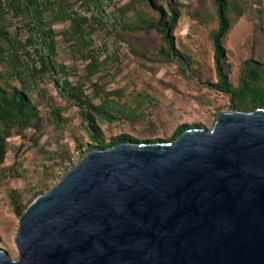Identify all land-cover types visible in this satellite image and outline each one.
<instances>
[{
  "label": "water",
  "instance_id": "obj_1",
  "mask_svg": "<svg viewBox=\"0 0 264 264\" xmlns=\"http://www.w3.org/2000/svg\"><path fill=\"white\" fill-rule=\"evenodd\" d=\"M0 264H264V107L88 151L22 212Z\"/></svg>",
  "mask_w": 264,
  "mask_h": 264
},
{
  "label": "rangeland",
  "instance_id": "obj_2",
  "mask_svg": "<svg viewBox=\"0 0 264 264\" xmlns=\"http://www.w3.org/2000/svg\"><path fill=\"white\" fill-rule=\"evenodd\" d=\"M80 1L86 19L83 30L92 40L84 53L62 37V31L71 26L69 20L55 21L52 27L57 32L55 60L65 68L61 77H67L70 93L83 105L63 99L48 73L35 78L24 76L31 115L3 133L0 248L10 258L17 256L13 239L21 215L14 204L27 207L96 143L89 136L82 113L90 104L110 100V111L104 117L95 116L103 143L122 134L140 141L166 142L181 124L210 129L219 112L232 109L233 97L210 86L216 81L213 0H157L167 12L171 8L178 11L171 29L177 55L169 59L163 55L168 48L162 34L151 27L158 14L144 0H108L104 14ZM227 2L224 69L236 93L244 60H257L264 72V0ZM93 12L97 13L95 21ZM6 24L21 39L27 35L20 18L8 16ZM26 50L35 56L31 46ZM89 50L98 53L97 62L91 66L85 57ZM20 54L26 56L23 50ZM0 75L8 82H2L3 88H22L23 82L7 64H0ZM261 84L264 86V73Z\"/></svg>",
  "mask_w": 264,
  "mask_h": 264
},
{
  "label": "trees",
  "instance_id": "obj_3",
  "mask_svg": "<svg viewBox=\"0 0 264 264\" xmlns=\"http://www.w3.org/2000/svg\"><path fill=\"white\" fill-rule=\"evenodd\" d=\"M89 8H96L99 13L104 14L106 2L108 0H83ZM148 7L158 14L157 21L151 26L162 34L167 46V51L163 53L164 58L169 59L176 56L173 35L171 29L178 18V11L171 8L169 12L157 3V0H144ZM216 6L217 27L212 33L213 62L216 81L210 86L218 91L230 94L233 97L231 108H248L253 110L264 106V86L261 84L263 70L260 63L248 58L242 62L241 85L237 92L231 88L224 69V47L223 38L229 28V18L227 15V0H213ZM20 18L25 25L27 35L21 39L18 32L8 30L6 19ZM93 21L97 18V13L92 14ZM69 20L71 26L62 31V37L78 52L84 53L91 38L88 32H84V21L86 19L71 10L69 0H0V64H7L11 72L23 82L22 88L11 86L10 89L3 88V83L7 80L0 75V156L4 152L3 139L7 130L17 126L23 119L30 117L31 108L29 99L25 92V77L35 78L36 76L48 73L58 94L71 103L79 106L83 104L77 97L70 93V82L67 77H61L65 68L55 60L56 35L57 32L52 27L55 21ZM93 29V25L89 26ZM27 46L32 47L35 56H30ZM21 50L25 51V57L21 56ZM85 57L89 58L88 64L93 65L97 62L98 53L94 50L85 52ZM38 63V66L36 65ZM247 91V93H246ZM236 98V101L234 100ZM110 100L103 103L90 104L89 108L83 113L84 124L89 132V136L95 144L90 146L92 149H102L119 142H164L162 139L137 140L136 138L122 134L107 143L100 142V132L95 122L96 114L104 117L110 111ZM201 127L195 124L192 128ZM191 128L188 124L178 126L167 141H172L180 133ZM3 135V136H2ZM16 212L22 214L26 206L14 204Z\"/></svg>",
  "mask_w": 264,
  "mask_h": 264
},
{
  "label": "built area",
  "instance_id": "obj_4",
  "mask_svg": "<svg viewBox=\"0 0 264 264\" xmlns=\"http://www.w3.org/2000/svg\"><path fill=\"white\" fill-rule=\"evenodd\" d=\"M71 3V10L80 15H85V11L83 9V6L81 5L80 0H69Z\"/></svg>",
  "mask_w": 264,
  "mask_h": 264
}]
</instances>
